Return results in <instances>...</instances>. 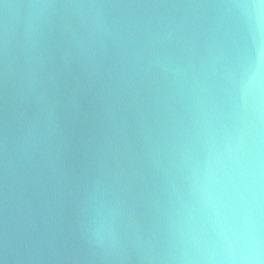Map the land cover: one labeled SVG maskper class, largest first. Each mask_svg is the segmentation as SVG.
Listing matches in <instances>:
<instances>
[{
    "label": "clouds",
    "instance_id": "clouds-1",
    "mask_svg": "<svg viewBox=\"0 0 264 264\" xmlns=\"http://www.w3.org/2000/svg\"><path fill=\"white\" fill-rule=\"evenodd\" d=\"M0 82L5 259L264 264V0H0ZM89 97L69 254L62 113Z\"/></svg>",
    "mask_w": 264,
    "mask_h": 264
},
{
    "label": "water",
    "instance_id": "water-1",
    "mask_svg": "<svg viewBox=\"0 0 264 264\" xmlns=\"http://www.w3.org/2000/svg\"><path fill=\"white\" fill-rule=\"evenodd\" d=\"M80 114L77 116L71 115V109L66 108L62 115L65 120V131L69 138L71 146V155L68 159V174L69 185L65 191L63 198L55 201L52 205L53 213L58 221L61 222V227L68 238V253L72 252L71 247V225L73 223L76 195L79 190L80 178L83 175V170L86 167V161L89 160V149L93 147L91 141L98 132L94 125V104L91 102V97L87 101H81ZM8 105L5 101V89L3 83L0 82V137L6 131V125L10 123L11 113H6ZM7 190L5 188L4 173L2 164H0V248L3 245V236L5 232V224L10 223L9 205L6 203ZM0 260L4 264H17L11 258L5 259L0 252ZM27 264V262H26ZM36 264V262H33ZM43 264H81L74 260H51L44 261Z\"/></svg>",
    "mask_w": 264,
    "mask_h": 264
}]
</instances>
